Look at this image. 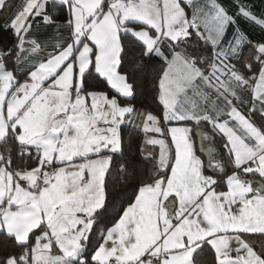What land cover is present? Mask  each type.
<instances>
[{
	"label": "snow or ice",
	"instance_id": "1",
	"mask_svg": "<svg viewBox=\"0 0 264 264\" xmlns=\"http://www.w3.org/2000/svg\"><path fill=\"white\" fill-rule=\"evenodd\" d=\"M241 17L264 28L248 6L230 15L218 0H25L6 25L13 47L0 48V234L16 245L0 264H199L205 248L213 264H264V246L247 239L264 237V41L249 39ZM40 24L69 35L41 41ZM129 45L140 56L133 69L167 64L162 116L122 102L138 91ZM134 114L158 152L92 245ZM131 167L118 171L127 179Z\"/></svg>",
	"mask_w": 264,
	"mask_h": 264
},
{
	"label": "trees",
	"instance_id": "2",
	"mask_svg": "<svg viewBox=\"0 0 264 264\" xmlns=\"http://www.w3.org/2000/svg\"><path fill=\"white\" fill-rule=\"evenodd\" d=\"M15 2L16 0H6L5 6L0 8V48H4L5 46L11 48L15 43L13 32L9 27H6L11 19L10 14L14 8ZM57 10L60 11L58 20L68 18L66 10ZM231 29L232 27L229 28V30ZM208 51H210V49ZM138 60H140L139 52L129 45L125 70L130 71L134 76L138 91L135 99L122 102L134 105L137 113L151 112L154 115L162 116L163 109L162 105L158 102V94L159 79L163 71L164 63L155 57L150 62H147L148 71L141 72L138 69H133V65L136 64ZM258 66V63H256L254 68L256 69ZM143 120V116L134 114L132 117H128L126 122L121 126L123 155L116 154L114 156L112 170L107 177L109 213H105L103 223L97 224L93 233H97L105 224L107 226L111 225L112 221L108 219L109 214L115 215L121 203H127V197L131 195L133 189L136 187V178L142 177L143 174L151 170L154 161L150 158L146 159L145 157H147L149 153L158 152V148H153V146L145 143L146 138L153 134H146L143 131ZM252 120L259 124L261 122L260 115L255 113L252 116ZM207 129L210 130L211 126L208 125ZM222 142L221 137L217 135L215 141L216 146L219 147ZM142 148L143 151H141ZM25 160H27V157H25ZM19 163L20 161L16 160V164ZM121 163H129L132 165L129 169L130 175L127 179H125L123 173L118 171ZM30 166L34 167L35 165L30 164ZM133 170L135 171V175L131 174ZM261 246H264V237H261V241L254 243V247L257 250H260ZM14 250H16L15 242L7 236L0 234V255H3L6 251L10 252ZM195 259L199 264H213L214 253L209 248H205Z\"/></svg>",
	"mask_w": 264,
	"mask_h": 264
},
{
	"label": "crops",
	"instance_id": "3",
	"mask_svg": "<svg viewBox=\"0 0 264 264\" xmlns=\"http://www.w3.org/2000/svg\"><path fill=\"white\" fill-rule=\"evenodd\" d=\"M24 2L25 0H16L14 8L10 14L11 19L20 9V7L24 4ZM218 2L228 10L230 15L237 14L239 5L244 4L248 6L249 9L252 11V13L255 14L258 18H264V0H218ZM65 20L66 19H62V20H58L57 22L63 24ZM237 26L246 33V35L253 43L264 41V28H261V26L256 24L255 22H249L248 20L241 17L238 19ZM235 27L236 26H232L231 30L228 29L227 32L228 39H231L233 32L235 31ZM58 34L67 37L69 35V30L60 29L58 33L55 27H47V26H43L42 24H40V26L34 25L32 29V35L38 36V38L41 41H46L48 43L53 42ZM47 51H51V48L49 47ZM252 53H253V49L246 47L243 51V58L247 59L248 63H251L253 65L254 70H258L259 66L256 69L254 68L256 66L257 61L251 58ZM156 58L160 59L164 63V67L162 71L163 74L164 70L167 68V64L162 58L160 57H156ZM237 68L240 72L244 73L246 76H250L252 74L251 72H248L246 70L245 65L243 63L237 64ZM189 95H191V93H189ZM244 99L250 100L251 99L250 94L247 93L244 94ZM240 107L241 110L244 111L245 114H247L248 106L243 105ZM257 108L259 109V105H257ZM256 113L259 114V111H257ZM99 231H97V233H92L91 235L92 245H95L97 243ZM247 239L249 240V242L255 243L261 241V236L259 234H252L251 236L247 237Z\"/></svg>",
	"mask_w": 264,
	"mask_h": 264
}]
</instances>
